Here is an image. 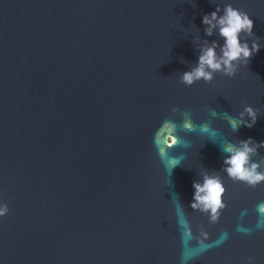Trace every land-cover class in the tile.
Returning <instances> with one entry per match:
<instances>
[{"label": "water", "instance_id": "95a60500", "mask_svg": "<svg viewBox=\"0 0 264 264\" xmlns=\"http://www.w3.org/2000/svg\"><path fill=\"white\" fill-rule=\"evenodd\" d=\"M228 3L261 49L233 77L181 83L206 39L223 44L202 18ZM245 105L257 122L233 131ZM166 119L187 144L173 170L153 144ZM248 137L264 140V0H0V264H264V182L232 181L220 147ZM251 160L264 172V147ZM205 171L226 187L214 224L190 207Z\"/></svg>", "mask_w": 264, "mask_h": 264}, {"label": "clouds", "instance_id": "9594fccd", "mask_svg": "<svg viewBox=\"0 0 264 264\" xmlns=\"http://www.w3.org/2000/svg\"><path fill=\"white\" fill-rule=\"evenodd\" d=\"M202 23L205 25L206 36H212L214 30L218 29L219 36L223 38V44H220L218 40L209 41L207 39L201 44L195 67L184 71L179 76L180 82L185 85L190 86L201 79L211 82L217 72L233 77L239 66L241 64L248 65L253 55L261 49L258 36L251 39V44H249L248 38L254 36V22L250 15L240 8L233 7L231 3L225 4L222 10L217 4L214 11L203 15ZM217 49H219V53ZM171 111L174 113L179 111L183 114L184 118L180 125L183 130L196 131L197 125L186 109L175 106ZM258 111L252 105H245L238 116L229 115L227 117L230 128L233 131H237L241 125L252 128L257 122ZM213 115H215L214 111ZM245 115L249 119H245ZM199 128L201 134L215 135V130L210 129L208 123L200 125ZM176 132L177 124L173 120L166 119L157 129L153 139L160 160L166 168L170 165L172 170L179 165V158L173 155L170 150L182 143L187 146L186 142L176 135ZM220 147L222 153L225 154L223 170L232 181H240L253 188L264 182V172L258 171L261 162L251 160V157L257 154L258 148L264 147V140L257 142L252 137H248L247 139H238L236 143L226 141L220 144ZM202 175V183L193 182L195 192L190 207L208 214L209 223L214 224L218 222L221 210L227 206L222 199L226 193V187L219 175H211L207 171ZM8 211V204L0 203V217L5 216ZM256 211L260 217H264V203L258 204ZM183 225L185 234L191 237V227L186 219L183 221ZM257 226H260L259 222ZM199 232L201 237L207 238L208 234L204 231L203 224L199 226ZM202 243L201 240L200 244ZM251 259L249 257L250 262Z\"/></svg>", "mask_w": 264, "mask_h": 264}]
</instances>
